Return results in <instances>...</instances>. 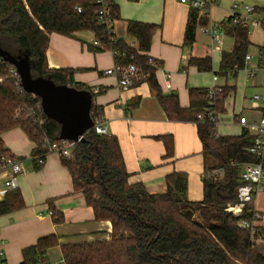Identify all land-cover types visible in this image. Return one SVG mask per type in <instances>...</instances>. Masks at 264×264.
Here are the masks:
<instances>
[{
	"label": "trees",
	"instance_id": "1",
	"mask_svg": "<svg viewBox=\"0 0 264 264\" xmlns=\"http://www.w3.org/2000/svg\"><path fill=\"white\" fill-rule=\"evenodd\" d=\"M80 5L82 12L74 7ZM264 12V5L260 8ZM115 19L118 8L113 3ZM203 18L198 19L191 9L185 27L187 44L194 40V32ZM157 25L135 20L126 21V31L136 42L130 47L120 38L111 44L119 54L115 60L121 64L134 62L142 72L148 74L143 81L149 83L158 103L171 120L193 121L202 142L204 157H210L213 165L203 176V197L199 201L186 198V176L181 172L166 177L164 193H148L142 184L128 183V172L122 159L118 140L108 134H97L89 130L82 141L75 144L70 156H61V164L71 176L73 189L81 192L85 203L92 207L96 220H108L112 225L109 240L61 245L63 264H264V256L253 248L256 237L264 239V226L253 236L250 230L237 225L239 218L225 212L224 206L236 197L240 183L241 164L252 162L247 152L252 136L242 129L239 135H218L209 122L196 121L198 113L209 106L208 88H190V103L180 107L175 93L162 94L155 78L157 66L149 65L152 58L147 54ZM91 30L104 45L88 49L104 51L110 47L108 36L97 24L95 5L90 0H0V48L15 57L26 56L30 62L32 77H47L57 85H70L78 89L95 92L84 84L74 82L70 68H49L46 62L48 34L55 32L73 37L76 32ZM234 44L230 52L221 54L219 73L235 76L243 67L244 56L249 47L245 28L236 26L227 31ZM200 71L212 70L210 57H191L188 60ZM0 134L20 128L34 142L32 154L46 151L43 142L59 143L60 127L57 122L41 113L42 124L29 119H14V110L22 104L35 105L29 93L19 91L17 79L12 76L9 63L0 58ZM218 88L213 100L216 113L224 111L223 102L233 86ZM135 104V103H134ZM91 111L101 108L91 104ZM3 143L0 139V147ZM221 170V175L210 173ZM249 204L243 218L250 219L255 213ZM23 207L18 190L9 193L0 204V212L7 213ZM195 210L200 221L194 220ZM54 221L62 219L60 213L52 212ZM58 245L55 235L39 238L23 249V262L37 264L45 262L47 249Z\"/></svg>",
	"mask_w": 264,
	"mask_h": 264
},
{
	"label": "crops",
	"instance_id": "2",
	"mask_svg": "<svg viewBox=\"0 0 264 264\" xmlns=\"http://www.w3.org/2000/svg\"><path fill=\"white\" fill-rule=\"evenodd\" d=\"M234 1L264 5V0H215L216 4L211 9L213 19L222 22ZM113 3L119 14L115 19L117 36L126 43L137 45L126 31L127 20L157 25L147 54L156 62L155 78L162 94L175 93L180 107L187 108L190 88L233 86L224 99V111L220 114L221 117L227 115L217 128L221 130L218 131L220 135H239L242 131L236 122L239 116L249 121L259 118L262 109L252 105L251 96L248 98L249 105L235 107L239 71L235 76L219 73L221 54L232 50L233 37L226 36L232 41L228 49L222 46L220 51L212 50L209 38L197 27L193 42L187 44L184 33L191 8L178 0H113ZM253 30L262 34L263 42L255 44L248 35L249 46L258 48L264 43V31L261 28ZM92 37L89 31L76 32L73 37L55 32L48 34V67L70 68L74 82L84 84L93 92L97 90L92 102L101 108L107 134L118 140L129 174L128 183H140L148 193L161 194L167 188L166 177L170 173L181 172L186 176V198L201 200L203 176L206 169L213 165V160L204 157L196 123L169 119L147 81L123 89L117 76L104 73L116 62L114 55L108 50L90 51L87 46ZM206 56L212 60L209 72L200 71L188 63L191 57ZM213 63L217 67H213ZM213 74H217L215 81L212 80ZM245 77L248 87L255 92H264L261 74L250 79L245 73ZM232 125L238 126V131H223ZM9 131L0 134L3 146L18 156L32 154L34 142L22 130L7 134ZM16 137L23 138L22 144L17 143ZM18 191L23 207L0 216L9 264L22 263L23 249L34 245L43 236L55 235L58 238V245L45 252V260L49 263L62 260L61 245L109 240L112 237L111 222L95 219L92 207L85 203L81 192L73 189L70 173L55 153L47 154L41 166L34 160H25ZM252 207L257 215L256 224L264 226V189L256 194ZM49 211L60 213L62 219L55 222L53 213ZM253 248L264 256V239L254 238Z\"/></svg>",
	"mask_w": 264,
	"mask_h": 264
},
{
	"label": "built area",
	"instance_id": "3",
	"mask_svg": "<svg viewBox=\"0 0 264 264\" xmlns=\"http://www.w3.org/2000/svg\"><path fill=\"white\" fill-rule=\"evenodd\" d=\"M95 5V15L97 24L100 25L104 32L108 36L110 47L106 50L110 51L114 57L119 52L111 47V44L119 38L117 36L115 28V18L112 12L113 0H90ZM180 3L187 4L191 9H194L198 13V19L203 18L205 21L203 24H199V30L209 38L210 48L212 50L220 51L223 46L224 38L228 35L227 31L232 27L245 28L247 34L255 28H261L264 31V12L260 10L263 6H256L244 2L234 1L231 3L227 10V15L222 22H217L211 15V9L216 4L215 0H178ZM76 12H82V7L76 5L74 7ZM93 34L90 45L95 47L104 45L97 38L95 33L91 30H87ZM130 47H136L135 44L127 43ZM252 55L246 52L243 60V67L235 70H243L247 77L252 79L258 74H261L264 84V43L257 48L256 59L252 60ZM149 65L156 66V62L149 60ZM9 69L17 81L16 86L19 91H24L20 84V77L15 67L9 64ZM105 74L115 75L118 78L119 84L123 89L129 86H133V82L138 79L147 78L148 74L142 72L139 65L134 62L127 64H121L115 62L112 67L104 70ZM217 79V74H213L212 80ZM3 78H0V82ZM218 91L217 87L208 88L209 106L204 111L200 112L196 116V121L203 123L205 121L212 125L215 136L220 135L217 128L219 127L218 113L214 109L215 101L213 100L215 93ZM97 92V90H94ZM27 93V92H26ZM33 99L39 98L33 93H29ZM251 103L254 107H261V115L257 120L249 121L244 116H239L236 120L237 124L247 130V132L253 137L252 144L248 148L247 152L252 156V162H246L241 164L240 170V183L236 189V197L233 201L227 202L224 206L225 212L231 214L234 217L239 218L237 225L241 228L250 230V235H254L259 232L256 224L257 215L254 213L250 219L243 218L242 215L245 212L246 207L249 204H253L256 194L259 190L264 189V92H253L250 97ZM39 109L42 113L40 105V99L35 105L30 106L22 104L14 110V119H29L33 123L42 124L43 118L41 114L37 115L35 110ZM90 116L93 122L91 130H94L97 134H107L106 122L98 110L91 111ZM77 142L69 140H61L59 143L49 144L47 141L43 142V147L46 148L45 152L39 154H30L27 157L18 156L11 153L4 146L0 147V204L4 202L7 195L19 188V177L23 172V164L26 159L34 160L39 166L44 163L45 157L49 153H55L59 157H68L72 153V149ZM221 170H214L210 175L219 174ZM51 214L52 211H49ZM3 213L0 212V216ZM6 239L2 236V229L0 226V264H9L6 257ZM27 264V263H20ZM37 264H63V260L57 263L41 262Z\"/></svg>",
	"mask_w": 264,
	"mask_h": 264
},
{
	"label": "water",
	"instance_id": "4",
	"mask_svg": "<svg viewBox=\"0 0 264 264\" xmlns=\"http://www.w3.org/2000/svg\"><path fill=\"white\" fill-rule=\"evenodd\" d=\"M0 58L15 67L24 91L39 97L45 116L59 124L61 139L74 142L84 139L93 126L90 116L92 94L89 90L57 85L47 77H32L26 56L15 57L0 48Z\"/></svg>",
	"mask_w": 264,
	"mask_h": 264
},
{
	"label": "rangeland",
	"instance_id": "5",
	"mask_svg": "<svg viewBox=\"0 0 264 264\" xmlns=\"http://www.w3.org/2000/svg\"><path fill=\"white\" fill-rule=\"evenodd\" d=\"M249 38H250L251 42H253L255 44H258V43L263 42V36H262V34L259 33V32L254 31V30H251L249 32ZM224 39L225 40H224V43H223V47L226 50V49H228L230 47V45L232 44V41L230 40V38H226L225 37ZM247 52L250 55H252L253 60L256 59L257 48H256L255 45H250L248 47V49H247ZM214 66H216V64L213 63V67ZM236 82H237V92H236V97L234 98V100H235V107L236 108H239V106L241 104L249 105L250 102H249V99L248 98L251 96V94L253 92H255V89L250 88V87L247 86V85H249L248 84L249 82L246 80L245 73H244L243 70H240L238 72L237 77H236ZM224 119L225 120L227 119V115L221 117V115L219 114V123H221ZM238 129H239L238 126L232 125V126H227V128H224L223 131H231V132H234L235 131L236 132V131H238ZM20 130L21 129H19L18 127H16L15 129H12L11 131H9L7 134H10L11 132H21ZM218 131L221 132L220 129H218ZM14 137H12V139H14ZM5 138H7L8 140L10 139L9 136H6ZM15 139L17 140V143L22 144V142H23V138L22 137L21 138L20 137H16ZM22 157H24V156H22ZM193 219L194 220H197V221H200L201 220L200 217H199V211L198 210H195Z\"/></svg>",
	"mask_w": 264,
	"mask_h": 264
}]
</instances>
